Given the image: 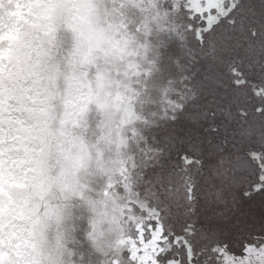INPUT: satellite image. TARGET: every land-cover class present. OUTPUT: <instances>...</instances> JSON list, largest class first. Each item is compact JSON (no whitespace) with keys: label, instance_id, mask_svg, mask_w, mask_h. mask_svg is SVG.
I'll use <instances>...</instances> for the list:
<instances>
[{"label":"clouds","instance_id":"9594fccd","mask_svg":"<svg viewBox=\"0 0 264 264\" xmlns=\"http://www.w3.org/2000/svg\"><path fill=\"white\" fill-rule=\"evenodd\" d=\"M181 0H0V264H130L134 174L187 65Z\"/></svg>","mask_w":264,"mask_h":264},{"label":"rangeland","instance_id":"374dc122","mask_svg":"<svg viewBox=\"0 0 264 264\" xmlns=\"http://www.w3.org/2000/svg\"><path fill=\"white\" fill-rule=\"evenodd\" d=\"M184 2L186 0H181V3ZM246 2L251 5L258 27L261 13L264 12V0ZM186 12V9L181 8V14ZM245 54L242 47L238 50H218L213 56L208 53L207 48L201 49L198 46L191 32H184L180 41L165 38V45L161 49L164 78H177L180 75L174 63L179 60L182 65H187L184 75L189 77L183 85L198 83L200 90L197 99L189 101L184 110L176 113L175 119H172L170 114L167 122L155 131L154 144L163 151L159 162L145 170V178L156 182L155 187L160 191L161 200L168 206L166 210L158 209L161 210V215L165 216L166 223H174L175 231L180 235H184V226H192V235L188 236V239L194 251L200 253L201 249H204L203 254L198 256L200 264H204L205 260L208 264H215L218 255L211 252L217 241L208 234L207 230L210 228L223 230L227 234L229 252L237 258L246 255L245 245L259 248L264 240V191H255L253 188L261 183L258 178L260 170L248 157L249 150L264 152V146L259 142V118L249 116L252 131L245 135L244 129L249 125L241 126L238 122L237 106L232 103V89L217 84V81L227 83L228 64L237 57L243 58ZM250 78L255 79L257 84L261 83L258 77ZM176 99L177 95L173 101ZM209 101H213L210 106ZM253 102L258 104V98L253 97ZM194 105H200V108L197 109ZM205 107L209 112L215 113L212 123L226 125L229 132L234 134L236 147H233L231 136L230 142L224 145L231 153V158L240 157L247 160L250 167L234 173L229 172L227 178L214 176L213 158L194 151V145L204 138L203 127H207L209 123L197 114L204 111ZM217 108L230 110L232 117L229 118L226 112H218ZM207 135L215 140L214 133ZM183 155L191 159L199 158L201 164L185 165L181 159ZM186 175H190L193 180L194 198L191 201L185 199L183 189ZM163 189H171L175 195H169ZM176 189L179 191L176 192ZM134 239L139 246L138 233Z\"/></svg>","mask_w":264,"mask_h":264},{"label":"snow or ice","instance_id":"6c2138e0","mask_svg":"<svg viewBox=\"0 0 264 264\" xmlns=\"http://www.w3.org/2000/svg\"><path fill=\"white\" fill-rule=\"evenodd\" d=\"M181 8L186 9L187 12L181 14ZM179 16L183 21L182 33L191 32L198 46L201 49L207 48L209 54L215 56L218 50L225 51L229 48L238 50L243 47L245 49L246 54L243 58L237 57L228 64L227 83L217 81V84L220 87L232 89V103L237 106L238 122L241 126L249 125L244 129L245 135L252 131L249 116H258L259 142L264 146V12L261 13L257 27L251 5L246 0H186L179 4ZM181 38L183 39V35ZM250 77H258L261 83L257 84L256 80ZM185 79L188 80V78ZM199 90L198 83L182 85V90L177 93V99L170 102L168 111L172 119L176 118L177 112L185 109L189 101L197 99ZM253 97L258 98V104L253 102ZM212 103L213 101H209L208 105ZM193 107L199 109L200 105ZM217 111L226 112L229 118L232 117L230 110L217 108ZM197 114L209 123L207 127H203L204 138L194 145V151L213 158V175L227 178L229 172L234 173L250 167L247 160L240 157L231 158V153L224 145L230 142L231 136L233 147H236L234 134L229 132L226 125H216L211 122L215 113L209 112L205 107L204 111ZM208 133H214L215 140L208 138ZM160 154L161 152L157 149H147L142 153L134 174V182L140 191L135 194L137 215L133 219L138 222L131 237L130 264H200L198 256L203 254L204 249H201L200 253L194 251L188 239V236L192 235V226H184V235H180L175 231L174 223H166L161 210H166L168 206L163 204L160 191L155 187L156 182L145 178V170L159 162ZM248 157L260 170L261 183L256 184L254 190L264 191V152L249 150ZM181 159L185 165L201 164L199 158L191 159L183 155ZM183 189L186 194L185 199L193 200V180L190 175L184 177ZM163 191L169 195H175L171 189H163ZM178 191L179 189H176V192ZM162 204L163 208H161ZM207 231L217 241L211 249L212 253L218 254L215 264H264V240L261 241L259 248L245 245L246 255L237 258L229 252L230 245L227 234L223 230L210 228ZM137 233L139 246L134 239ZM204 264H208V261L205 260Z\"/></svg>","mask_w":264,"mask_h":264},{"label":"flooded vegetation","instance_id":"af4514ba","mask_svg":"<svg viewBox=\"0 0 264 264\" xmlns=\"http://www.w3.org/2000/svg\"><path fill=\"white\" fill-rule=\"evenodd\" d=\"M258 178H259V176H258ZM254 188V187H253Z\"/></svg>","mask_w":264,"mask_h":264}]
</instances>
